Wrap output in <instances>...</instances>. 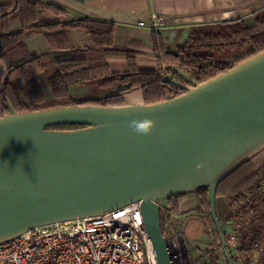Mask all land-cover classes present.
Returning <instances> with one entry per match:
<instances>
[{
	"label": "water",
	"instance_id": "obj_1",
	"mask_svg": "<svg viewBox=\"0 0 264 264\" xmlns=\"http://www.w3.org/2000/svg\"><path fill=\"white\" fill-rule=\"evenodd\" d=\"M164 81L182 87L171 77ZM153 131L136 132L133 121ZM81 126L71 131L49 130ZM40 132L41 144L20 143ZM264 148V52L156 104L74 106L0 118V243L35 227L115 212L141 201L157 264H172L162 199L217 186ZM228 161L215 177L213 161ZM206 177V180L204 178Z\"/></svg>",
	"mask_w": 264,
	"mask_h": 264
},
{
	"label": "trees",
	"instance_id": "obj_2",
	"mask_svg": "<svg viewBox=\"0 0 264 264\" xmlns=\"http://www.w3.org/2000/svg\"><path fill=\"white\" fill-rule=\"evenodd\" d=\"M43 10L57 15L66 14L65 9L55 4H43L39 0H13L12 7L0 5V62L5 63V67L0 68V118L62 107H122L132 105L127 103L126 98L135 92L142 93L144 104H156L180 96L187 88L208 82L239 65L218 61L214 52L246 49L244 54H249L248 59L264 52V12L257 14L252 21L238 19L216 26L193 28L176 50H170L156 32H153L150 46L143 41L132 40L126 48H118L115 46L116 25L106 20L82 17L64 23L41 25L39 13ZM14 12L21 26L10 29L9 17ZM73 30L87 36L83 46L75 44ZM36 31L47 32L45 39L50 49L67 55L53 57L46 52L34 54L24 36ZM148 51L154 53L155 69H147L139 63V58ZM173 65L188 69L195 84L173 70ZM42 74H45L50 87L51 98H47L38 82L37 77ZM165 77H171L182 87L165 82ZM19 82L24 83L31 96L30 101L20 89ZM75 87H83L86 97L75 96L72 92ZM81 128L74 125L49 130ZM255 156L238 165L220 181L216 190V204L219 197L238 200L246 191L259 190L264 165L256 168L252 163ZM210 193L209 187H200L169 198V211L174 208L172 201L175 199L197 198L199 208L207 207L213 219ZM263 206H257L254 210L253 221L258 213H263ZM160 218L164 233V216L161 213ZM261 218L264 219V213ZM215 231L222 244L217 226ZM242 238H247V234L243 233ZM252 238L263 240L260 235Z\"/></svg>",
	"mask_w": 264,
	"mask_h": 264
},
{
	"label": "built area",
	"instance_id": "obj_3",
	"mask_svg": "<svg viewBox=\"0 0 264 264\" xmlns=\"http://www.w3.org/2000/svg\"><path fill=\"white\" fill-rule=\"evenodd\" d=\"M170 23L155 15L150 28L157 32ZM146 24L141 23L144 27ZM260 191H264V176ZM233 205L253 206L252 199ZM160 212L165 207L158 202ZM255 216L254 210L251 211ZM250 244L240 249L239 231L225 239L232 264H264V230L249 231ZM260 235L263 239L252 237ZM166 237V236H165ZM177 257L172 253V264ZM0 264H157L142 216L141 201L115 212L35 227L0 243ZM230 264V263H229Z\"/></svg>",
	"mask_w": 264,
	"mask_h": 264
},
{
	"label": "rangeland",
	"instance_id": "obj_4",
	"mask_svg": "<svg viewBox=\"0 0 264 264\" xmlns=\"http://www.w3.org/2000/svg\"><path fill=\"white\" fill-rule=\"evenodd\" d=\"M41 2L43 4H49L43 1ZM3 4H8L12 7L13 0H0V5ZM42 13L43 16H52L51 18H55V16H62L63 18L67 16V11L66 14L57 15L50 11L43 10L39 13L40 22V15ZM252 19L253 18H250L249 20L252 21ZM20 23L21 22L17 13L14 12V15L9 17L10 29H15L16 27L19 28L21 26ZM216 25L218 24L209 26ZM209 26L202 27L206 28ZM0 31H2L1 22ZM41 32L42 31L26 33L24 36L25 42H30V36H32V34H41ZM169 34L170 33H168V35L165 34V38H168L170 36ZM177 34L178 33L173 35L172 38H174L176 41H179L180 34L178 35V37ZM157 35H159L160 40L164 42L163 37L160 34ZM175 40L172 41V48H169L170 50H176V48L179 46L178 43L181 44L184 42L182 39L180 42L175 43ZM42 42L46 43L44 37H42ZM176 44L178 45L176 46ZM31 49L35 50L36 48L31 45ZM244 52H246V49L226 52H214L213 54L218 61H228L231 62V64H240L241 62L246 61L249 58V54H244ZM150 54L154 58V53L152 52ZM151 55H149V57H151ZM1 67H5L4 62H0V68ZM172 69L178 71V73L183 76V78L195 84V79H193L192 74L188 69L180 65H173ZM37 79L47 98H51L50 87L47 83L45 74L40 75L39 77H37ZM18 85L20 89L25 92L26 96L28 97L27 100L30 101L31 96L27 93L24 83L19 82ZM72 92L79 98L86 97V95H83V87H75L72 89ZM126 100L127 103L130 104H144L143 96H137V92H135V94L133 95H130V97H127ZM252 163L256 166V168H260L264 165V148L256 154V156L252 159ZM261 176L263 177L264 175ZM243 195V197L239 198L240 201L238 202V204L243 203L246 199L250 198L253 201V206L250 207L245 204L233 205L234 199L229 200L227 199L228 197H219L217 200V204L215 202L217 219L223 232L224 238L228 240L231 238L233 233H235V231H239L237 243L242 247L251 243L249 240V231H253L256 229L264 230V219L261 218L264 213V206L261 208L263 213H258V215L255 217V221H253L251 215V211L255 210L257 206H262L264 204V191L253 189L246 191ZM160 204L165 207V210H162L160 212L164 216V235L169 240L171 252L177 257L176 264H229V261L227 260L225 255L224 248L218 241V236L216 235L215 221H213L212 217L210 216V211L207 207L202 206V208H199V199L191 197H186L185 199H175L172 201L174 208L170 211L168 207V199L160 200ZM236 216L237 218H235ZM243 233L247 234V238H242ZM259 241L260 239L257 240L256 243H259ZM229 248L230 244L228 243V247L226 249Z\"/></svg>",
	"mask_w": 264,
	"mask_h": 264
},
{
	"label": "crops",
	"instance_id": "obj_5",
	"mask_svg": "<svg viewBox=\"0 0 264 264\" xmlns=\"http://www.w3.org/2000/svg\"><path fill=\"white\" fill-rule=\"evenodd\" d=\"M55 4L67 11V16H41V24L64 23L66 21L90 17L115 23L116 37L115 46L126 48L132 40H140L147 45L152 44L154 30L150 28L153 16H163L170 23L156 33L160 34L167 48H172L173 35H179V41L186 40L193 28L215 25L222 22L242 18L249 20L257 14L264 12V0H40ZM250 21V20H249ZM146 24L145 27L141 23ZM18 28V27H16ZM74 42L83 46L87 36L73 30ZM34 33L27 42L34 54L50 53L53 57L67 54H58L50 49L45 35ZM169 37L165 38V34ZM35 35V36H33ZM44 37L46 43L42 42ZM180 44V43H178ZM176 44V46L178 45ZM31 45L36 49L32 50ZM171 46V47H170ZM147 55L139 58V63L147 69H155L156 64L153 56ZM151 55V57H149ZM59 56V57H60ZM142 94L137 92V96ZM143 104V103H138ZM135 105V104H132Z\"/></svg>",
	"mask_w": 264,
	"mask_h": 264
},
{
	"label": "bare ground",
	"instance_id": "obj_6",
	"mask_svg": "<svg viewBox=\"0 0 264 264\" xmlns=\"http://www.w3.org/2000/svg\"><path fill=\"white\" fill-rule=\"evenodd\" d=\"M51 136L47 133L40 132L36 135H33L32 137H29L28 139L22 141L20 144L22 146H28V145H35V144H41L47 140H49ZM228 167V161L222 158H216L213 161V169L215 172V177L221 176L225 170ZM206 180V177L204 178Z\"/></svg>",
	"mask_w": 264,
	"mask_h": 264
},
{
	"label": "clouds",
	"instance_id": "obj_7",
	"mask_svg": "<svg viewBox=\"0 0 264 264\" xmlns=\"http://www.w3.org/2000/svg\"><path fill=\"white\" fill-rule=\"evenodd\" d=\"M131 127L138 133L147 134L153 131V122L150 120L133 121Z\"/></svg>",
	"mask_w": 264,
	"mask_h": 264
}]
</instances>
